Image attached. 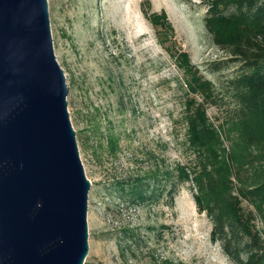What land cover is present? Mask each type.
<instances>
[{
  "label": "rangeland",
  "instance_id": "rangeland-1",
  "mask_svg": "<svg viewBox=\"0 0 264 264\" xmlns=\"http://www.w3.org/2000/svg\"><path fill=\"white\" fill-rule=\"evenodd\" d=\"M175 29L167 45L187 52L200 75L214 85L207 115L227 127L238 110L231 82L241 64L217 47L204 26L214 0H149ZM146 0H48L57 60L65 72L68 109L88 179L89 253L85 264H238L213 222L199 211L192 182L178 188L173 205L166 185H149L154 198L132 202L115 181L194 159L186 145V75L160 43L145 16ZM234 5L226 12L234 11ZM203 102L200 95H191ZM225 136V134H223ZM116 140L115 151L110 146ZM230 142L225 141L229 148ZM235 187L239 182L232 177ZM235 194L237 191L234 190ZM244 212H255L243 202ZM256 230L263 231L254 213ZM134 230L135 239L125 237ZM264 238V237H263ZM241 257L249 254L246 237ZM132 246L125 252L120 248Z\"/></svg>",
  "mask_w": 264,
  "mask_h": 264
},
{
  "label": "water",
  "instance_id": "water-1",
  "mask_svg": "<svg viewBox=\"0 0 264 264\" xmlns=\"http://www.w3.org/2000/svg\"><path fill=\"white\" fill-rule=\"evenodd\" d=\"M48 0H0V264H85L89 193Z\"/></svg>",
  "mask_w": 264,
  "mask_h": 264
},
{
  "label": "trees",
  "instance_id": "trees-1",
  "mask_svg": "<svg viewBox=\"0 0 264 264\" xmlns=\"http://www.w3.org/2000/svg\"><path fill=\"white\" fill-rule=\"evenodd\" d=\"M236 8L229 13L226 8ZM149 0L143 12L159 30L160 43L166 47L177 66L186 75L188 89L184 118L186 145L194 159L188 164L174 167L156 166L144 172L115 181L120 196L132 202L154 198L158 189L150 192L149 185H166L173 205L178 188L192 182L196 189L195 201L201 212H207L213 222L212 238H220L227 253L238 264H264V230H256V213L264 226V0H214L204 18L206 31L213 43L238 61L241 73L232 82L238 106L236 115L227 127H216L209 119L206 103L213 101L214 85L205 80L192 64L187 52L167 45L175 29L165 13L150 12ZM191 95H200L204 101ZM225 134V136H223ZM230 142L229 148L225 141ZM115 138L110 146L115 151ZM239 182L235 187L232 177ZM149 187V188H148ZM234 190L237 191L235 194ZM255 212H244L243 202ZM125 237L135 239L134 230H125ZM246 237L247 258L241 257L239 242ZM132 246H120L123 255ZM149 264H183L171 260Z\"/></svg>",
  "mask_w": 264,
  "mask_h": 264
}]
</instances>
